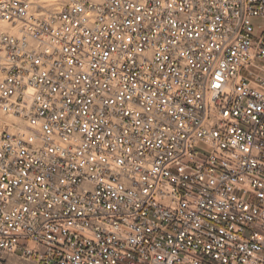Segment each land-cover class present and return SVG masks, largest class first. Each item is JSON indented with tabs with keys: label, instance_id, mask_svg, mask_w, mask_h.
<instances>
[{
	"label": "built area",
	"instance_id": "1",
	"mask_svg": "<svg viewBox=\"0 0 264 264\" xmlns=\"http://www.w3.org/2000/svg\"><path fill=\"white\" fill-rule=\"evenodd\" d=\"M0 264H264V0H0Z\"/></svg>",
	"mask_w": 264,
	"mask_h": 264
},
{
	"label": "rangeland",
	"instance_id": "2",
	"mask_svg": "<svg viewBox=\"0 0 264 264\" xmlns=\"http://www.w3.org/2000/svg\"><path fill=\"white\" fill-rule=\"evenodd\" d=\"M32 1L38 3L47 10H57L60 9L66 3H68L70 0H32ZM89 1L100 2L103 0H89Z\"/></svg>",
	"mask_w": 264,
	"mask_h": 264
}]
</instances>
